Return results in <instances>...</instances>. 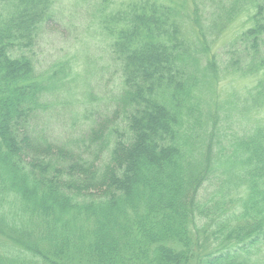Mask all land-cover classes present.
<instances>
[{
  "label": "trees",
  "instance_id": "obj_1",
  "mask_svg": "<svg viewBox=\"0 0 264 264\" xmlns=\"http://www.w3.org/2000/svg\"><path fill=\"white\" fill-rule=\"evenodd\" d=\"M179 2L97 15L82 116L49 0H0V264H264V0Z\"/></svg>",
  "mask_w": 264,
  "mask_h": 264
},
{
  "label": "rangeland",
  "instance_id": "obj_2",
  "mask_svg": "<svg viewBox=\"0 0 264 264\" xmlns=\"http://www.w3.org/2000/svg\"><path fill=\"white\" fill-rule=\"evenodd\" d=\"M134 0H109L105 10L98 9L93 1L78 0H49L50 10L54 12L53 17L45 25L38 38L35 57L39 60V65L44 66L54 60H61L72 66L75 79L69 83L70 96H66L69 101L66 109H76L80 115L89 116V111L85 108L92 106L91 98L88 96L91 81L94 78L95 67H99L104 62L105 53L102 46L105 45V33L101 32L99 18L97 15L102 13H115L117 10L124 12L127 4ZM181 0H176L180 3ZM185 4V3H183ZM89 7V8H88ZM102 10V11H101ZM251 12V10H250ZM248 14L236 19L230 26L227 34L221 39L231 38L247 22ZM217 47V45H216ZM89 69V70H86ZM109 77L105 74L103 83ZM107 83L106 87H111ZM94 85L97 84L94 82ZM223 85V82H222ZM197 98V93H192ZM264 121V113L260 114ZM69 127L70 123L67 122ZM66 130V123L63 127ZM59 128V129H60ZM68 128V127H67ZM264 258V251L257 255ZM188 264H195L190 261Z\"/></svg>",
  "mask_w": 264,
  "mask_h": 264
}]
</instances>
